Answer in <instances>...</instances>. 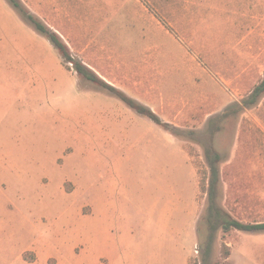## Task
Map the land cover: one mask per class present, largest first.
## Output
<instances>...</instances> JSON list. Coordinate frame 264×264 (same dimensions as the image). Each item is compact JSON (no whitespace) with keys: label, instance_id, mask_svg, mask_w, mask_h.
Segmentation results:
<instances>
[{"label":"rangeland","instance_id":"rangeland-1","mask_svg":"<svg viewBox=\"0 0 264 264\" xmlns=\"http://www.w3.org/2000/svg\"><path fill=\"white\" fill-rule=\"evenodd\" d=\"M21 1L76 59L198 141L176 137L83 79L0 0V264H20L32 248L43 262L95 260L93 243L82 250L95 221L84 214L111 180L134 197L197 196L198 240L186 259L176 248L159 250L161 232L152 226L141 264L165 253L167 264H264V233L219 230L206 256L203 191V143L215 120L220 204L241 222H264V96L242 107L264 78V0ZM235 105L236 113L216 120Z\"/></svg>","mask_w":264,"mask_h":264},{"label":"crops","instance_id":"crops-1","mask_svg":"<svg viewBox=\"0 0 264 264\" xmlns=\"http://www.w3.org/2000/svg\"><path fill=\"white\" fill-rule=\"evenodd\" d=\"M120 184L121 182L117 180L106 182L107 189L95 196L94 208L90 206L86 208L90 213H85L84 216L94 214L95 221L89 233L91 235L89 240L84 229L82 240L85 243L82 250L87 253L90 246L94 245L99 255L95 260H82L80 256L78 264H141L136 257L142 251V246L148 242L147 232H150L152 226L161 232L160 235H156L158 238L154 241L159 250L176 248L180 256L186 259L188 245L192 243L194 246L198 240L197 196H193L190 202L189 199L185 200L183 196L177 194L151 200L144 196L129 195L127 190L122 189L123 184ZM31 251L34 252L35 259L24 260V253ZM164 255V260L160 258L155 262L167 264V254ZM18 259L20 264H70L63 257L53 256L43 262L35 248L22 251Z\"/></svg>","mask_w":264,"mask_h":264},{"label":"trees","instance_id":"trees-1","mask_svg":"<svg viewBox=\"0 0 264 264\" xmlns=\"http://www.w3.org/2000/svg\"><path fill=\"white\" fill-rule=\"evenodd\" d=\"M14 9L22 16V18L32 25L38 33L45 36L51 44L60 52L65 62L71 63L74 66V70L85 80L93 83L97 87L107 91L113 96L117 97L123 103H125L132 110L137 112L139 115L147 117L153 123L164 129L170 131L176 137L191 138L198 141L194 131H184L179 128L172 126L164 122L161 117L150 107L142 104L138 100L130 97L125 92L119 90L113 85L103 80L93 70H91L81 60L76 59L70 51L68 45L63 41L61 36L50 27H48L41 19L34 15L21 0H7ZM264 96V78L261 82L253 89L250 95L243 101L244 108H250L259 103L261 98ZM235 105L227 109L226 113L220 115L216 120L224 119L227 116L236 113ZM215 121V120H214ZM212 120L208 129L210 135L209 141L204 144V153L207 164V172L203 183V191L207 196V208L205 220L208 225L209 235L207 239L206 256L209 257L212 253L213 245L216 239V234L219 230L225 233H229L233 230L246 233H264V222L255 223H244L234 218L228 213L220 204L221 202V163L223 156L213 146V136L216 132L220 131L219 125H216Z\"/></svg>","mask_w":264,"mask_h":264}]
</instances>
